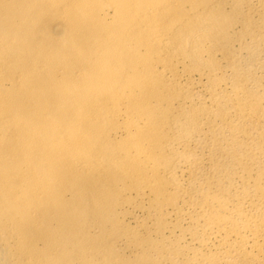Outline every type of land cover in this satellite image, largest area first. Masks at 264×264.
I'll return each mask as SVG.
<instances>
[{"label": "bare ground", "instance_id": "obj_1", "mask_svg": "<svg viewBox=\"0 0 264 264\" xmlns=\"http://www.w3.org/2000/svg\"><path fill=\"white\" fill-rule=\"evenodd\" d=\"M0 264H264V0H0Z\"/></svg>", "mask_w": 264, "mask_h": 264}]
</instances>
